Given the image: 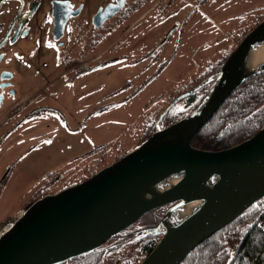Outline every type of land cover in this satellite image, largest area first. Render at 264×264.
Masks as SVG:
<instances>
[{"label":"rangeland","instance_id":"rangeland-1","mask_svg":"<svg viewBox=\"0 0 264 264\" xmlns=\"http://www.w3.org/2000/svg\"><path fill=\"white\" fill-rule=\"evenodd\" d=\"M201 1L167 0L166 9L157 5L129 30L146 8L131 22H120L118 62L95 71L78 75V69H71L65 75L59 56L44 52L46 80L40 76L42 80L20 82L16 97L0 108V224L5 221L0 231L34 199L82 180L77 177L86 167L106 166L147 138L170 101L214 69L264 18V0ZM12 9L10 3L3 6L0 24L8 23ZM114 35L107 40L103 36L96 52L103 54L102 60L113 56L106 49ZM157 44L162 48L152 62L147 54ZM210 85L199 94L205 96ZM22 98L29 100L8 116ZM193 107L187 97L179 100L171 119L189 114ZM92 150L97 152H87ZM166 209L149 212L134 227L139 232L155 226ZM116 244H106L112 250L104 264H116L121 253H129L126 245Z\"/></svg>","mask_w":264,"mask_h":264},{"label":"water","instance_id":"water-1","mask_svg":"<svg viewBox=\"0 0 264 264\" xmlns=\"http://www.w3.org/2000/svg\"><path fill=\"white\" fill-rule=\"evenodd\" d=\"M63 23L57 22L56 37ZM263 40L264 19L242 38L214 75L170 101L150 136L88 178L31 201L1 230L0 264L67 263L104 246L162 206L167 209L159 222L136 236L160 235L138 264H181L199 244L263 198L264 126L228 148L193 145L228 97L264 66V58L256 65L250 60L253 48ZM207 83H211L207 93L192 112L162 126L164 116L179 100ZM174 176H181L175 185L155 188L159 181ZM195 201L200 203L176 226L168 225L178 210Z\"/></svg>","mask_w":264,"mask_h":264},{"label":"flooded vegetation","instance_id":"flooded-vegetation-1","mask_svg":"<svg viewBox=\"0 0 264 264\" xmlns=\"http://www.w3.org/2000/svg\"><path fill=\"white\" fill-rule=\"evenodd\" d=\"M9 3L13 5L11 18L8 23L0 24V108L16 97L15 86L20 82L31 81L34 77L38 81L42 80L40 76L43 79L48 76L43 70L48 63L42 58L44 52L47 56H59L58 63L64 67L65 75L72 68L78 69L76 74L80 75L113 65L119 60V49L115 46L119 40L116 32L120 22L130 21L140 7L146 8L136 23L127 26V30L132 29L154 7L166 9L167 6V0H0V11ZM62 20L63 31L56 37L55 26ZM114 34L116 38L106 49L113 56L102 60L103 54L96 52L103 40ZM161 48L162 45L157 44L148 52L147 58L155 62ZM61 77L62 74L58 78ZM29 98L20 99L8 116ZM5 119H1V123Z\"/></svg>","mask_w":264,"mask_h":264},{"label":"trees","instance_id":"trees-1","mask_svg":"<svg viewBox=\"0 0 264 264\" xmlns=\"http://www.w3.org/2000/svg\"><path fill=\"white\" fill-rule=\"evenodd\" d=\"M143 9L142 7L139 8V10ZM228 55L215 65L216 69L212 68L200 79L190 84L189 87H193L203 77L218 70ZM164 65L165 62L161 64L160 69ZM199 90L187 96L188 100L194 104L192 110L197 107L204 97V95L199 94ZM173 107L164 116L162 126H166L188 114L185 113L178 118L171 119L170 112ZM155 126L154 123L148 136L154 132ZM262 126H264V66L228 97L214 117L196 135L193 145L209 150L228 148L248 139ZM91 153H94V151ZM102 167H98L97 163L95 166H88L81 174H78L77 178L86 179ZM35 193L39 194V191ZM160 208L155 209V211ZM4 222L0 224V228ZM147 226L149 225L147 224ZM138 229L140 228L133 225L108 241L115 240L116 245L124 244L125 247H128L129 253H121L116 264H138L139 259L141 257L143 259L154 248L160 235L148 233L136 239ZM106 244L64 264H104V257L112 250L106 247ZM133 252H135V255ZM181 264H264V197L199 244Z\"/></svg>","mask_w":264,"mask_h":264},{"label":"bare ground","instance_id":"bare-ground-1","mask_svg":"<svg viewBox=\"0 0 264 264\" xmlns=\"http://www.w3.org/2000/svg\"><path fill=\"white\" fill-rule=\"evenodd\" d=\"M263 58H264V40L260 44L256 45L250 54V60L255 63L254 65L260 63ZM180 178L181 176H174V177L167 178L165 180H161L155 184V188L162 189L163 187H166V186L175 185L180 180ZM199 203L200 201H195L194 203H191L190 205H186L180 210H178L174 214V216L171 217V219L168 222V225L170 227L176 226L178 222L183 217H185L186 214H189ZM11 223H12V220L4 226L2 231L5 230L7 227H9ZM2 231H0V233Z\"/></svg>","mask_w":264,"mask_h":264},{"label":"crops","instance_id":"crops-1","mask_svg":"<svg viewBox=\"0 0 264 264\" xmlns=\"http://www.w3.org/2000/svg\"><path fill=\"white\" fill-rule=\"evenodd\" d=\"M142 62H144V61H142ZM72 69H73V68H72ZM138 94H139V93H138ZM134 96H135V95H134ZM134 96H133V97H134ZM128 100H129V99H128ZM93 151H94V153L97 152V150H92V151H87V152L89 153V152H93ZM87 152H86V153H87ZM88 153H87V154H88ZM87 154L85 155L86 158H88Z\"/></svg>","mask_w":264,"mask_h":264}]
</instances>
